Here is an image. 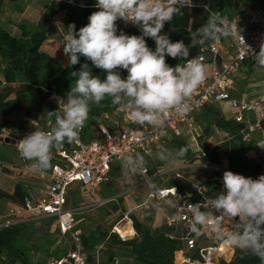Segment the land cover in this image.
Here are the masks:
<instances>
[{"label":"clouds","instance_id":"1","mask_svg":"<svg viewBox=\"0 0 264 264\" xmlns=\"http://www.w3.org/2000/svg\"><path fill=\"white\" fill-rule=\"evenodd\" d=\"M196 6L193 0H96L94 7L98 10L88 17L87 25L77 31L74 23L69 24L61 43L67 66L74 67L84 57L106 76L101 79L93 75L88 63L70 73L74 85L65 98L57 101L58 109L47 112L55 118V126L50 131L34 130L17 143L21 158L32 162L30 171L39 173L51 168L53 148L75 140L88 119L90 106H99L106 97L114 107L132 109L130 116L136 124L165 136L164 114L173 109L187 113L188 101L206 79V65L189 59V45L183 40L173 42L163 31L183 9ZM203 7L205 11L210 9L208 5ZM118 20L137 27L141 34L128 35L122 30L117 34ZM233 30L239 34L237 22L230 25L226 17L214 13L189 38L193 45H204L229 37ZM146 38L155 42L154 50ZM253 55L264 68V40ZM167 57L184 63L170 66ZM120 70L127 71L126 78L121 77ZM187 152L186 146L176 151L162 148L157 158L168 162L185 157ZM142 163L140 153L128 155L123 161L131 171ZM222 183L223 190L209 204L191 205L193 232L199 237L201 229L208 227L217 241L227 240L264 264V174L253 179L225 170ZM224 219L234 225V231L227 235L221 223Z\"/></svg>","mask_w":264,"mask_h":264},{"label":"trees","instance_id":"2","mask_svg":"<svg viewBox=\"0 0 264 264\" xmlns=\"http://www.w3.org/2000/svg\"><path fill=\"white\" fill-rule=\"evenodd\" d=\"M7 1L21 2L25 0H0V142L7 139L5 129L10 130L14 126L11 120L13 115L21 114L37 120L40 107L51 100L53 94L57 95L58 100L65 98L66 93L75 82V78L70 73L78 71L81 65L88 63L93 75H97L101 79L106 76L104 72L94 68L91 62L86 61L84 57L80 58L79 64L69 68L67 63L60 62L43 48L51 35L53 18L56 14L64 12L65 22L67 24L74 23L78 31L87 25L91 13L98 10L94 7L96 0H72V2L51 0L52 6L42 14L34 26L23 22L19 24L17 32H12L2 22L1 15ZM193 2L197 5L196 7L183 9L182 13L167 23L163 30L173 42L183 40L186 45H189V59L199 55L202 47L212 42L193 45L189 38L190 33L206 23L210 14L220 11L225 15L232 16L237 12L264 9V0H193ZM203 5H208L209 11H205ZM126 34L140 35L141 33L137 27L131 25L127 28ZM147 44L154 50L155 42L153 40L147 39ZM166 60L170 66L184 63L183 60L171 57H167ZM120 75L122 78H126L127 71L120 70ZM247 89L244 88L246 92ZM90 108L83 131V137L87 141L102 137L100 126L106 122L105 114H121V107L112 106L108 97L99 106L91 105ZM52 119L53 125L49 130L55 126V118L52 117ZM215 124L219 130L227 134L219 144L213 147H203L207 151L210 149L209 160L217 164H226L227 170L245 177L256 179L259 175L264 174V155L261 151L263 142L259 143L256 139L244 140L241 132L244 124L235 122L232 118L219 115ZM261 127L264 134V120ZM162 140L171 143L175 151L184 146L188 148L186 156L179 158L180 160L194 159V150L186 138L165 136ZM62 144L68 146L70 143L65 141ZM58 146L52 150V165L61 162L57 155ZM251 151H255L256 155L249 157L248 153ZM205 160L203 158L202 161ZM27 162L32 163L31 161ZM10 163L15 164L13 161ZM4 169H6L4 171H11L9 168ZM216 175L219 176L220 173L216 172ZM184 176L185 178L177 182L179 191L188 194L192 200L199 197V187L207 196L213 198L223 190V183L220 180H214L212 174L201 182L195 177H189L188 171ZM31 196V187L22 178H14L12 190L0 184V200H5L15 206L24 205ZM119 199L122 201V197ZM128 215L133 221L134 228H132L136 231L133 238L122 239L118 233L112 232V229L110 234L105 231L101 233V236H96L93 231L88 234L83 232L84 248L90 252L89 264H97V251H92L96 249L100 240L106 237L111 239L109 244L116 243L132 257V262L128 264H176L175 252L183 247L181 227L169 225L164 219L154 227H150L140 220L135 212H129ZM154 222L155 220H153ZM53 223V217H42L27 218L7 226H0V264H47L50 258L60 257L64 253V246L63 244L59 248L55 246L57 238L54 237L57 234L62 241L59 231L57 229H54V232L42 231V226H53ZM109 259L113 264H117L112 254L109 255ZM221 264H260V262L245 251L236 249L233 258L229 262L222 260Z\"/></svg>","mask_w":264,"mask_h":264},{"label":"built area","instance_id":"3","mask_svg":"<svg viewBox=\"0 0 264 264\" xmlns=\"http://www.w3.org/2000/svg\"><path fill=\"white\" fill-rule=\"evenodd\" d=\"M215 13L226 17L230 25L237 22L239 34L233 30L229 37H221L219 40L205 44L201 53L191 58L206 65V79L188 101L190 110L187 113L181 114L173 109L163 116L166 122L165 136L186 138L194 150V159H177L173 165L153 171V167L147 164L145 157L154 151L165 136L158 135L151 127L136 124L130 116L132 109L121 107L120 110L123 109L125 115L122 113L104 115L106 122L100 126L102 133L100 139L85 140L83 127L77 138L68 146L60 144L57 148V155L61 162L53 164L50 169L33 173L29 169L30 163L22 159L26 161L22 168L40 179L42 187L36 198L33 199L31 196L24 205L9 209L4 214L5 220L0 226H7L27 218L53 217V227L60 233L64 253L60 257L50 258L47 264H89V254L85 252L83 244V231L76 225V209L65 207L68 191L71 184L78 181L91 193H95L102 184L110 181L112 164L119 162L131 174L133 180L140 179L141 183L148 187L145 200L138 207L130 208L125 217H129V212H134L139 207L150 210L153 203L161 201L168 206V211L162 219L169 225L181 227L183 247L175 252L176 264H221L222 260L229 262L233 258L235 250L239 248L233 247L227 240L217 241L215 234L208 227L201 229L202 234L199 237L192 230L191 205L195 203L207 205L213 197L207 196L199 187V197L192 200L188 194L180 193L177 182L185 178L186 171L191 174L193 170L200 172L208 170L214 180L222 182L223 172L227 170L222 164L211 162L208 158L210 149L205 150L198 142V134H195L197 128L193 117L196 111L206 106L225 102L234 111L232 119L244 124L241 131L244 140H255L253 132L262 130L264 94L261 96L249 95V93L241 92L240 88L235 85L239 78V71L246 65L259 66L253 51L258 53L259 45L264 40V9L237 12L232 16L225 15L220 11ZM117 25V34L120 30L126 33L127 28L131 26L122 20H118ZM51 99L58 100L57 95L53 94ZM60 107H63V104H60ZM262 137L264 140V134ZM19 140L15 142L17 151ZM135 153H140L145 163L140 164L137 170L131 171L124 167L123 161L126 156ZM203 158L206 160L202 161ZM217 171L220 173L219 176L216 175ZM194 176L190 175L189 177ZM170 201L172 203H169ZM18 215L24 217L15 220V216ZM128 220L134 228L132 219ZM221 223L226 235L234 231L231 220L224 219ZM126 224L127 222L123 225ZM116 226L111 231L118 233L122 239H130L136 235V231H134L131 236L125 237L116 230ZM99 261L97 254V264Z\"/></svg>","mask_w":264,"mask_h":264},{"label":"rangeland","instance_id":"4","mask_svg":"<svg viewBox=\"0 0 264 264\" xmlns=\"http://www.w3.org/2000/svg\"><path fill=\"white\" fill-rule=\"evenodd\" d=\"M24 5H27V2H24ZM52 6L51 0H34V3L29 7H14L10 5L8 8L4 9L1 17L2 22L5 25L9 26V23L19 24L26 22L30 26H34L37 21L40 19L42 14ZM21 7L23 9H21ZM55 25L51 32L49 38L46 40L44 44V49L49 53H53L56 55L58 59L61 61L65 60V56L63 54V50L61 49V43L63 41V37L66 34L67 27L69 24L64 22L62 15L55 16ZM10 27V26H9ZM14 29V27H12ZM50 37H53L50 40ZM51 41L53 43H51ZM58 41H60L58 43ZM64 62V61H63ZM239 82L235 85L237 88H248L249 95L261 96L264 94V68L260 66H245L243 69L239 71ZM244 91V89H241ZM63 99V98H62ZM63 104V103H61ZM58 103L57 100H49L47 103L43 104L40 107L39 112V123L38 125H34L32 122L25 120L21 114H16L11 117L14 126L11 127L13 132L9 133L8 141L0 142V160L4 162L12 161L15 163H19L22 166L26 163L23 161L20 154L14 151L13 146V138H17V131H25L28 134L34 130L45 131L53 125V119L47 115V112L57 110ZM130 109V108H129ZM121 113L125 115V111L121 109ZM215 119L212 120V125H210L208 132H205L206 124L204 119L201 120L199 129L196 130L195 134H198V142L203 146H211L213 144H217L224 137L222 134L217 133L215 126L213 125ZM9 129H5V133L7 134ZM256 136V141L262 143L263 137L262 134H254ZM170 137V136H169ZM162 148H167L169 150L175 151L173 145L169 142H165L161 139V141L157 144L156 149L151 157H148V163L153 166V171L157 168L168 167L173 165L176 162L175 160H169L168 162L161 161L157 158V153L160 152ZM22 160V161H21ZM22 162V163H21ZM202 162V161H201ZM203 163V162H202ZM223 165V163H220ZM221 166V165H220ZM224 166V165H223ZM222 167V166H221ZM4 171V167H2ZM5 173H9V171H4ZM197 172V171H196ZM218 172V171H217ZM191 176L195 175V171H193ZM210 172L208 170H201V172L195 175L194 177L197 180L201 181L204 178L208 177ZM15 179H19V177H15ZM25 182H29V178H22ZM114 183L111 185V191L114 193H120L122 190L130 189L129 193L121 195L122 201L117 199L118 201H109V193H105L103 195H95L91 193L86 187H79L77 190H72L68 194L67 203L65 207L67 209L75 208V220L77 227L81 228L86 234L90 232H95L96 236H101L102 232H108L110 234V230L117 225V227H121L124 223H128L130 219L128 216L125 217V214L128 213V210L131 207L140 203V200L145 195V185L141 183V180H133L131 174L127 170H119L114 175ZM2 182V179L0 178ZM72 186V185H71ZM139 190V191H138ZM129 198H132L131 203H129ZM145 200V197L142 201ZM158 207L165 210L167 205L163 202L161 204H152L151 207ZM166 206V207H165ZM151 208L150 211L145 210L142 207H139L134 210L136 215L140 220L148 224L150 227H154L157 224L155 220V209ZM168 208V207H167ZM154 216V217H153ZM153 220L155 222L153 223ZM40 225L39 222H37ZM42 231L49 230L50 232H54V227L52 225L43 227ZM120 236V235H119ZM57 238V242L55 246L59 248L62 246V241L58 238L57 234L54 235ZM111 239L106 237L105 239L100 240L99 244H97L96 249L92 252L97 251L99 256V264H113L109 259V255L112 254L114 260L117 261V264H128L132 262V257L123 249H121L116 243L109 244ZM85 252L89 254V251ZM113 260V261H114Z\"/></svg>","mask_w":264,"mask_h":264},{"label":"crops","instance_id":"5","mask_svg":"<svg viewBox=\"0 0 264 264\" xmlns=\"http://www.w3.org/2000/svg\"><path fill=\"white\" fill-rule=\"evenodd\" d=\"M24 2H27V5H24ZM34 3V0H25V1H21V2H10V1H7V2H5V5H4V8H3V11H4V9L6 8V6H7V8L10 6V5H12V6H14V7H20L21 5H23V7L25 6V7H29L31 4H33ZM24 7V8H25ZM21 9H23L22 7H21ZM56 15H62V18H63V20H64V12H61V13H58V14H56ZM55 15V16H56ZM55 16H54V18H53V27L55 26V25H57V24H55ZM2 18V17H1ZM64 22H65V20H64ZM5 25V24H4ZM6 27H8L12 32H17L18 30H19V28H18V26H17V23L15 22L14 24H11V22L9 23V26L8 25H5ZM12 27H14V29H12ZM52 38L53 37H50V40H52ZM60 41H58V43H59ZM51 43H53L52 41H51ZM43 47H44V45H43ZM61 49L63 50V46L61 47ZM45 50V49H44ZM45 51H47V50H45ZM48 52V51H47ZM49 53V52H48ZM49 54H51L52 56H54L56 59H58L57 57H56V55L55 54H53V53H49ZM60 62H62V63H64V64H66V63H68V61H67V58L65 57V60H63V61H61V59H58ZM238 81L236 82V84L239 82V78L237 79ZM243 89H244V87H243ZM247 89V88H246ZM240 91L241 92H243V90H241L240 89ZM245 91V90H244ZM245 93H249L248 91L247 92H245ZM233 114H234V111H233V109L227 104V103H225V102H223V103H219V104H216V105H211V106H206L205 108H203V109H201V110H198V111H196L194 114H193V117H194V122H195V127L197 128V129H199V126H200V122H201V120L202 119H204V122H205V124H206V127H205V131H204V133L205 132H208V129H209V127H210V125H212V120L213 119H215V121H214V123H213V125L215 126V128H216V131H217V133H219V134H222L223 135V137L225 138V136H226V132H223V131H221V130H219L217 127H216V124H215V122H216V118H217V116H219V115H223L225 118H232L233 117ZM16 115V114H15ZM14 116V115H13ZM24 117V119L25 120H28V121H30V122H32L34 125H38V123H39V120L37 119V120H33V119H30V118H28V117H26V116H23ZM47 130H49V128L47 129ZM47 130H45V131H47ZM11 131L13 132V130L12 129H10L8 132H7V134H6V137H7V139H8V136L9 137H11L10 135H9V133H11ZM15 134H17V138H13V146H14V151H16V152H18L17 151V149H16V146H15V142H16V140H19V139H21V138H23L24 136H26L28 133L27 132H25V131H17ZM253 134H263V132H262V130H256L255 132H253ZM12 138V137H11ZM223 138V139H224ZM222 139V140H223ZM255 139H256V136H255ZM222 140H220L219 142H217V144H219ZM6 142V140L4 141V143ZM217 144H213V145H211V146H208V147H213V146H215V145H217ZM202 146V145H201ZM203 147V146H202ZM156 149V148H155ZM155 149H154V151H155ZM154 151L152 152V153H150V154H148L146 157H145V159H146V162H147V164L149 165V166H151L149 163H148V161H147V159H148V157H151L152 155H153V153H154ZM261 151L263 152V155H264V145H262L261 146ZM256 155V153H255V151H251V152H249L248 153V156L249 157H253V156H255ZM177 160V159H176ZM3 161V160H2ZM1 160H0V170H3V168L2 167H4V168H9V170H11V171H9V173H5L4 171H0V178L2 179V182L0 181V184L2 185V186H4V187H6V188H8V189H10V190H12L13 189V187H14V178L15 177H19V178H30V181L29 182H27L28 184H29V186L31 187V191H32V198L34 199V198H36L38 195H39V193H40V189H41V187H42V181L40 180V179H38L34 174H32L31 172H29V171H26V170H24V168H22V165L21 164H19V163H15L14 165H12L10 162L11 161H9V162H2ZM13 161V160H12ZM22 161V160H21ZM10 163V164H9ZM22 163V162H21ZM29 163V162H28ZM31 164V163H30ZM151 167H153V166H151ZM224 167H226V164H224ZM125 170L123 167H122V165L119 163V162H114L113 164H112V167H111V179H110V181L109 182H107V183H104V184H102L98 189H97V191L95 192V193H93V194H95V195H103L104 194V192L105 193H109L110 195H109V201H118L117 199H119V197H122L121 195H124V194H127V193H129V191L131 190V188L129 189H126L125 191L124 190H122L120 193H114V192H112L111 191V185H113V183H114V175L119 171V170ZM4 170H6V169H4ZM193 171H195V175H197V173H198V170H193ZM192 171V172H193ZM197 171V172H196ZM199 173H200V171H199ZM194 176V175H193ZM72 186H70V188H69V191H68V194H69V192H71L72 190H77V188H79V187H84V186H82V184L80 183V182H78V181H76V182H74V183H72L71 184ZM139 191V190H138ZM145 195H144V197L146 198V196H147V191H148V187L145 185ZM143 197V198H144ZM67 198H68V195H67ZM114 198V200H111V199H113ZM143 198L140 200V203L139 204H137V205H135L134 207H131V208H135V207H138L140 204H141V202H142V200H143ZM131 201H132V198H129V203H131ZM156 203H158V204H161V203H163V202H155V203H153V204H156ZM166 204V203H165ZM15 205H13L12 203H10V202H7V201H5V200H0V224L5 220V218H4V214L9 210V209H11L12 207H14ZM153 207V206H152ZM166 207V206H165ZM168 207V206H167ZM166 207V209L164 210L163 208H162V206H161V208H158V207H156V206H154L153 208L155 209V220H156V222L157 223H160L161 221H162V218H163V215L166 213V211H168V208ZM24 216L23 215H18V216H15V220H20V219H22ZM83 231V230H82ZM84 232V231H83Z\"/></svg>","mask_w":264,"mask_h":264},{"label":"bare ground","instance_id":"6","mask_svg":"<svg viewBox=\"0 0 264 264\" xmlns=\"http://www.w3.org/2000/svg\"><path fill=\"white\" fill-rule=\"evenodd\" d=\"M116 230H118V232H119L121 235L125 236V237H126V236H131V235L134 233V230H133V228H132L130 222L127 223L126 225H122V226L119 227V228L116 226Z\"/></svg>","mask_w":264,"mask_h":264},{"label":"water","instance_id":"7","mask_svg":"<svg viewBox=\"0 0 264 264\" xmlns=\"http://www.w3.org/2000/svg\"><path fill=\"white\" fill-rule=\"evenodd\" d=\"M6 141H8V139H6Z\"/></svg>","mask_w":264,"mask_h":264}]
</instances>
